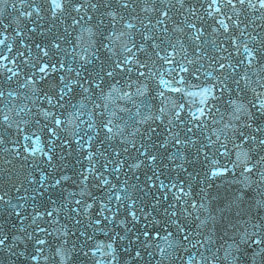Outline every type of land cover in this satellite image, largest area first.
<instances>
[{
    "label": "snow or ice",
    "instance_id": "1",
    "mask_svg": "<svg viewBox=\"0 0 264 264\" xmlns=\"http://www.w3.org/2000/svg\"><path fill=\"white\" fill-rule=\"evenodd\" d=\"M0 264H264V0H0Z\"/></svg>",
    "mask_w": 264,
    "mask_h": 264
}]
</instances>
